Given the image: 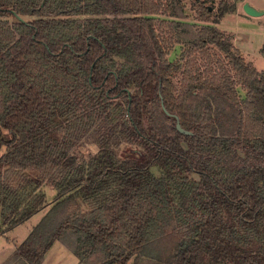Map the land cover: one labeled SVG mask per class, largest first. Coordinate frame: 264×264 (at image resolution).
<instances>
[{
    "label": "trees",
    "instance_id": "1",
    "mask_svg": "<svg viewBox=\"0 0 264 264\" xmlns=\"http://www.w3.org/2000/svg\"><path fill=\"white\" fill-rule=\"evenodd\" d=\"M239 1L0 0V234L49 205L2 264L56 240L79 264H264V68L217 27Z\"/></svg>",
    "mask_w": 264,
    "mask_h": 264
},
{
    "label": "rangeland",
    "instance_id": "2",
    "mask_svg": "<svg viewBox=\"0 0 264 264\" xmlns=\"http://www.w3.org/2000/svg\"><path fill=\"white\" fill-rule=\"evenodd\" d=\"M186 10L188 12V16L191 19L194 15L192 11H190L189 6L192 0H184ZM218 0H215V5ZM248 1V0H245ZM258 3L260 6V9L264 10V0H252ZM243 5V3H242ZM242 5L239 6V14L235 13H227L225 14L220 20L217 27L224 31H228L231 33L234 37V42L236 47L239 49L241 54L244 57H247L248 61H252L253 64L256 66L257 69H262L264 66V57L260 53V47L264 43V13L257 15V16H251L245 13L243 10ZM11 20V18H9ZM179 45H175L174 48L169 53V59L173 60L176 59L179 55ZM133 148L130 145L122 144L116 148L117 154L120 156L122 155V152ZM5 151V146L0 145V155L3 154ZM97 151V146L93 142V140L89 137L84 138L74 149V152L78 156L80 160H86L91 155H93ZM45 192H46V199L49 201L53 198V195L56 193L53 186L46 183L45 186ZM51 203V202H49ZM36 218V217H35ZM34 221V219L31 220V222ZM30 222H26L23 225L19 226L17 229H15L14 233L8 234L10 238L20 239L22 233L24 230L28 227ZM57 246H59L60 241L56 240ZM170 238L168 237H162L157 242H154L152 245L154 250L163 251L170 245ZM55 245V244H54ZM64 245V244H63ZM65 246V245H64ZM66 247V246H65ZM67 248V247H66ZM150 248V247H149ZM148 248V249H149ZM56 247L51 249V251L48 253L45 264H79L77 261V258L74 256V254L69 250L68 252H64L62 256H60L56 252ZM143 260L151 259L152 257L143 256Z\"/></svg>",
    "mask_w": 264,
    "mask_h": 264
},
{
    "label": "crops",
    "instance_id": "3",
    "mask_svg": "<svg viewBox=\"0 0 264 264\" xmlns=\"http://www.w3.org/2000/svg\"><path fill=\"white\" fill-rule=\"evenodd\" d=\"M245 2V0L243 1H239L237 2L236 4V11L232 12V13H235V14H239L240 15V11H239V6L242 5V3ZM248 2L250 4H252L254 7L256 8H260L261 5H259L258 3H256L255 1H252V0H248ZM219 24V22L217 23V25ZM225 32H227L228 34H231L229 33L228 31L224 30ZM232 35V34H231ZM233 37V35H232ZM234 39V37H233ZM232 39L233 41V44L235 45V42L234 40ZM236 46V45H235ZM247 58V57H245ZM247 60V59H246ZM251 61V60H250ZM252 62V61H251ZM253 63V62H252ZM255 66V65H254ZM256 67V66H255ZM264 68V66L262 67V69ZM260 69V70H262ZM259 70V69H258ZM55 195V194H54ZM53 195V197H54ZM53 200L50 199L48 202H51ZM49 205L46 206L45 208H43L42 210L36 212L35 214H33L30 218H28L26 221H24L23 223H20L18 224L17 226L13 227L12 229H10L9 231L5 232V233H2L0 234V264H2L11 254L12 252L15 250V248L17 247V245L28 235L29 231L31 230V228L38 223V221L42 218V216L45 214V212L47 211ZM36 217V218H35ZM34 219V221L31 222V220ZM28 223L30 222V224L28 225V227L24 230V232L22 233L21 236L23 237H20V239H13V238H10V236L8 234L10 233H14L15 229H17L19 226L23 225L24 223ZM57 241H54L51 245V247L48 249V251L45 253L44 255V259H43V264H45V260H46V257L48 255V253L51 251V249H53V246L54 248L56 247V252L62 256L64 254V252H68L69 249L66 248L61 242H58L59 243V246H57L58 244L56 243ZM55 244V245H54ZM78 261V260H77ZM79 263V262H78Z\"/></svg>",
    "mask_w": 264,
    "mask_h": 264
},
{
    "label": "water",
    "instance_id": "4",
    "mask_svg": "<svg viewBox=\"0 0 264 264\" xmlns=\"http://www.w3.org/2000/svg\"><path fill=\"white\" fill-rule=\"evenodd\" d=\"M242 7H243V10L245 11V13L248 14V15H251V16H257V15H260V14L264 13L263 9L254 7L248 1L243 2ZM176 128L182 133L190 134V131L184 130L180 126L178 120L176 121Z\"/></svg>",
    "mask_w": 264,
    "mask_h": 264
}]
</instances>
